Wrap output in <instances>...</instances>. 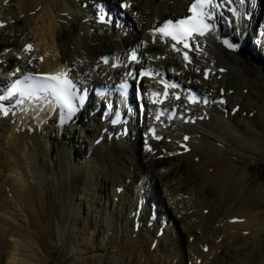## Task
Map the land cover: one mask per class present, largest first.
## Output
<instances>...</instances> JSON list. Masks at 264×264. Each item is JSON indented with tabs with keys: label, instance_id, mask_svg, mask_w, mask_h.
Masks as SVG:
<instances>
[{
	"label": "bare ground",
	"instance_id": "obj_1",
	"mask_svg": "<svg viewBox=\"0 0 264 264\" xmlns=\"http://www.w3.org/2000/svg\"><path fill=\"white\" fill-rule=\"evenodd\" d=\"M93 1L0 0V77L15 67L70 69L81 85L102 84L147 63L172 76L180 72L213 101H227L194 106L209 119L171 121L152 151L135 119L130 138L116 139L101 133L107 125L99 114L87 120L88 111L62 133L54 124L32 131L0 115V264H47L51 252L67 248L79 264H264V185L252 188L250 166L239 163L249 152L264 153V49L253 28L264 25V0L261 12L253 8L254 21L222 24L188 64L151 30L183 14L190 0H127L124 27L97 23ZM224 37L239 47L227 48ZM133 49L141 52L134 63L128 60ZM204 68L211 69L208 80ZM235 105L240 109L233 114ZM186 133L189 152L179 145ZM142 197L148 203L135 231L133 211ZM152 203L161 215L148 227L144 213ZM164 216L169 224L159 236Z\"/></svg>",
	"mask_w": 264,
	"mask_h": 264
},
{
	"label": "snow or ice",
	"instance_id": "obj_2",
	"mask_svg": "<svg viewBox=\"0 0 264 264\" xmlns=\"http://www.w3.org/2000/svg\"><path fill=\"white\" fill-rule=\"evenodd\" d=\"M247 2L248 0H193L190 8L188 9L190 15L175 20L167 19L163 21L159 27H156L151 31L154 37L156 33H159L162 38H170L174 41L175 43L172 45L174 51H180V49L176 46L177 44L183 45L184 49L193 50L194 48L195 51H201L200 44L196 38L205 37L208 33L215 31L213 21L216 19L217 9H220L222 5H226L227 11L238 21L242 18L243 13L233 5H238L240 9H243ZM119 7L121 9H127L131 7V4L126 2V0H121ZM220 18H224L223 12L220 13ZM98 21L102 24L112 23L111 18L108 17L107 12H105L102 8L98 13ZM0 26H3V24L0 23ZM262 35H264V33H262ZM223 44L232 50H236L239 47V45L229 42L227 39L223 40ZM31 49L32 45L28 44L25 45L23 51L29 52ZM183 57L185 61L191 63L188 51L183 53ZM103 59L105 63H108L107 58ZM129 59L138 62L135 50L131 52ZM196 70L200 71L199 68ZM16 71L19 72L20 69L17 68ZM70 71V69H66L56 73L24 74L22 79H17L7 88L6 96H0V115L5 117L9 115L11 108L14 107V105L6 106L3 101L14 97H19L15 101L16 105L22 104L24 102V98L26 97L33 99H40L43 97L49 104H51L54 100L57 106L62 110V118L63 110H67L69 113H74L80 106L83 105L85 98L81 95L82 90L78 89L76 82L70 76ZM219 71L223 72L224 69H220ZM158 75V73L149 69H141L139 72V76L141 78H154ZM203 75L204 78L207 79L210 75V69H204ZM160 83L163 85V94L158 91H152L148 96L149 101L157 105L162 104L164 99H167L169 95V88L180 87L178 83L168 82L166 80H161ZM120 87L122 89H127L129 85L127 82H124L120 85ZM221 92H223V89H221ZM175 99H180L178 94L175 95ZM187 100L193 104L198 102H203L204 104L209 103L206 96L200 97L191 89L188 90ZM212 102L220 104L224 103L222 99ZM109 107L111 108V105H109ZM174 113L175 109L172 110V114H168V120H172L174 118ZM12 114L14 115L15 113L13 112ZM163 115H165V111L157 109L155 114L156 120L159 121ZM200 118L203 119V117ZM186 122H194V119ZM112 123L115 124L117 121L113 120ZM149 131L153 133L155 139H160L159 136H155L154 128H150ZM184 139L187 140L188 137L185 136ZM145 147L146 150H151L148 148L147 142H145ZM185 151H188L186 147Z\"/></svg>",
	"mask_w": 264,
	"mask_h": 264
},
{
	"label": "rangeland",
	"instance_id": "obj_3",
	"mask_svg": "<svg viewBox=\"0 0 264 264\" xmlns=\"http://www.w3.org/2000/svg\"><path fill=\"white\" fill-rule=\"evenodd\" d=\"M232 142L235 143V140H232ZM255 153L256 155L253 156L249 152L250 154L249 156L243 157L239 161L241 165L248 164L250 166V172H251V177H252V188H255L257 184H258L257 187H259L260 185H264L262 184L264 183V159L260 160L259 162L253 161V157L254 158H258V156L263 157L264 153L263 152H255ZM248 175L249 173L247 174L246 178H248ZM50 254L51 255L48 257V259L45 260L47 264H79L78 262L79 256L73 254L72 251L68 248L66 249L65 252H63L62 249H56Z\"/></svg>",
	"mask_w": 264,
	"mask_h": 264
}]
</instances>
